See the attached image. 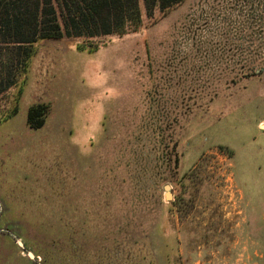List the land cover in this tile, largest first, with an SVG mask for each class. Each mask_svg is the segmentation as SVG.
I'll return each mask as SVG.
<instances>
[{
  "label": "rangeland",
  "instance_id": "obj_1",
  "mask_svg": "<svg viewBox=\"0 0 264 264\" xmlns=\"http://www.w3.org/2000/svg\"><path fill=\"white\" fill-rule=\"evenodd\" d=\"M139 1L0 100V264H264V0Z\"/></svg>",
  "mask_w": 264,
  "mask_h": 264
},
{
  "label": "trees",
  "instance_id": "obj_2",
  "mask_svg": "<svg viewBox=\"0 0 264 264\" xmlns=\"http://www.w3.org/2000/svg\"><path fill=\"white\" fill-rule=\"evenodd\" d=\"M184 0H143L148 18L156 8L164 12ZM139 0H0V100L24 83L32 45L63 38L97 40L122 36L142 23ZM15 100L9 117L17 114ZM45 107L28 109L29 128L44 125Z\"/></svg>",
  "mask_w": 264,
  "mask_h": 264
},
{
  "label": "water",
  "instance_id": "obj_3",
  "mask_svg": "<svg viewBox=\"0 0 264 264\" xmlns=\"http://www.w3.org/2000/svg\"><path fill=\"white\" fill-rule=\"evenodd\" d=\"M169 190H170V187H169L168 185H166V186L164 187V191H165V199H166V200H170V198H171V195H170ZM29 257L31 258L32 256L29 254Z\"/></svg>",
  "mask_w": 264,
  "mask_h": 264
},
{
  "label": "bare ground",
  "instance_id": "obj_4",
  "mask_svg": "<svg viewBox=\"0 0 264 264\" xmlns=\"http://www.w3.org/2000/svg\"><path fill=\"white\" fill-rule=\"evenodd\" d=\"M264 127V126H263Z\"/></svg>",
  "mask_w": 264,
  "mask_h": 264
},
{
  "label": "crops",
  "instance_id": "obj_5",
  "mask_svg": "<svg viewBox=\"0 0 264 264\" xmlns=\"http://www.w3.org/2000/svg\"><path fill=\"white\" fill-rule=\"evenodd\" d=\"M256 255V254H255Z\"/></svg>",
  "mask_w": 264,
  "mask_h": 264
}]
</instances>
